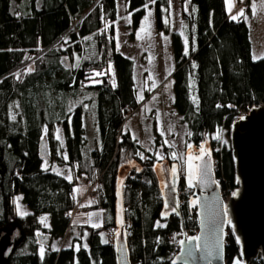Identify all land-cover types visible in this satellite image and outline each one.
I'll return each mask as SVG.
<instances>
[{"label": "trees", "instance_id": "obj_1", "mask_svg": "<svg viewBox=\"0 0 264 264\" xmlns=\"http://www.w3.org/2000/svg\"><path fill=\"white\" fill-rule=\"evenodd\" d=\"M146 3L155 30L170 37L172 109L185 125V143L192 150L202 144L209 148L220 191L230 195L238 181L229 131L244 111L264 105V56L252 59L248 26L243 16L230 17L224 0H179L181 34L171 31L170 21L163 22L164 17L169 19V12L162 11L169 8L168 0L154 4L123 0L125 14L132 13L130 37ZM116 20L115 0H0V230L11 231V226L19 230L3 264H115L113 245L103 240L105 230L114 227L115 190L121 176L130 264H172L179 236L197 230L195 206L189 200L192 191L182 178L177 187L179 214L161 216L156 165L171 161L159 133L155 130L153 152H147L122 130L139 102L133 62L115 46ZM29 66L33 71H27ZM96 71L105 75L95 77L102 83L92 84L87 77ZM87 113L94 116L96 126L90 140L83 124ZM57 124L62 144L53 135ZM217 134L220 140L214 138ZM41 140L48 153L43 160L38 157ZM138 153L149 158L141 159ZM157 153L163 159H157ZM52 162L71 169L72 181L52 172ZM81 177L97 192L96 200L82 210L101 211L98 228H74L64 215L74 207L73 186ZM16 195L23 197L29 215L16 214ZM41 215H46L49 227L40 225ZM157 221L167 227L157 228ZM66 232L70 245L51 250L50 244ZM37 233L49 238L43 260ZM223 255L225 264L240 257L228 224ZM249 264H264V259L257 257Z\"/></svg>", "mask_w": 264, "mask_h": 264}, {"label": "water", "instance_id": "obj_2", "mask_svg": "<svg viewBox=\"0 0 264 264\" xmlns=\"http://www.w3.org/2000/svg\"><path fill=\"white\" fill-rule=\"evenodd\" d=\"M229 144L238 188L226 201L214 175L212 155L208 179H202L196 174L191 185L189 184V157H192L191 163L194 167L201 165L203 161L195 159L200 154V147L193 152L187 145L185 146L183 173H179L174 164L169 166L165 161L158 165L162 198L160 213L166 210L167 203L169 205L167 217L179 214L180 201L177 187L181 178L193 195V199L189 200H192V205L195 206L197 230L193 235L182 234L179 241L183 240L185 243L181 245L178 241V251L171 259L176 264H225L223 245L226 224L230 225L235 239L239 238L237 242L240 248V257H234L229 264H234L236 259H240L242 264H249L257 257L264 259V105L250 108L231 124ZM203 145L209 150L205 144ZM47 155L46 143L41 140L38 145V157L43 160ZM174 166L175 176L172 174ZM123 180L124 177L121 176L115 190L112 233L115 264H130L121 198ZM173 206L176 211H171ZM194 237L200 239L197 241L192 239ZM18 238L17 227L10 232L0 231V264L9 258ZM36 238L40 244H47L49 241L47 236L40 235ZM197 244L200 245L199 249L196 247ZM189 249L192 250L191 255H188Z\"/></svg>", "mask_w": 264, "mask_h": 264}, {"label": "rangeland", "instance_id": "obj_3", "mask_svg": "<svg viewBox=\"0 0 264 264\" xmlns=\"http://www.w3.org/2000/svg\"><path fill=\"white\" fill-rule=\"evenodd\" d=\"M115 1L118 9V17L120 18V20L116 24V30L119 34L118 44L122 45L123 43H128V36L130 37V24H127V22L123 20V16H127L124 12L123 0ZM224 1L226 4V10L230 17L237 15V13H239L241 9L244 10L247 19H245L244 16L243 18L250 30V40L252 43L251 57L254 60L263 57L264 0ZM179 4V0H171L172 17L174 11L179 13ZM230 4L231 12H229ZM247 8L249 9V12L246 11ZM148 10L151 9L148 8ZM146 15L147 10H145L143 16ZM152 21L153 15L152 17H150V26ZM161 33L162 32H160V34ZM164 36H166L168 39L165 40L164 37L160 35V38L153 40L150 45L146 44V40L139 39L133 46H131L130 49H128L131 54V58L135 62L134 87L136 100L139 102V106L125 119L122 130L129 131L131 136L134 137L136 141H138L139 145L147 152H153L156 130L159 133L162 144L168 149L167 157H169L171 163H168L166 160L165 162L169 166L174 164L178 168L179 173H183L186 146V128L185 125L180 122L179 116L172 109L171 73L174 69V62L171 54V49H169L168 46L170 43V37L167 34H164ZM165 85H168V87H165ZM140 96H142L143 99H140ZM83 124L86 136L90 140L92 134L96 129L94 116L90 113L85 114L83 117ZM53 135L55 138L57 137V135H59L60 139H58V141L60 142V144H62V131L59 124L54 126ZM165 141H167L168 143H165ZM197 150L198 149L192 151L196 152ZM173 152L176 153L178 157L177 159L172 158ZM161 162L164 161H160L156 165L157 173L158 165ZM126 168L127 166L123 167L120 170V175H122L126 171ZM51 170L56 174L58 170L60 173L59 175L62 177H66L67 175H69V168L67 166L59 167L54 162H52L51 164ZM91 185L94 184H90L87 181L86 183L79 182V180H77V182H75L73 186V194L75 199L74 206H77V208L74 211L72 218L70 219V223L74 228L79 226L93 227V224H98V227L101 226L102 219L100 210H91L87 207V209L85 208L84 210H82V208L88 206L93 202V198L88 194L89 188L92 187ZM77 189H79V192L76 191ZM94 189L95 188H93V190ZM17 196L20 195H16L14 197V200ZM19 205L21 207V210L29 213L28 208L23 204L22 200L19 201ZM15 210L16 214L18 216H21L17 212L16 204ZM41 217H46V215L39 216L40 225L42 227H45L44 224L40 221ZM90 217L91 220L89 219ZM46 223L48 224V220L46 221ZM10 228L12 230L14 227L11 226ZM108 230H114V227L109 228ZM108 230L105 231L107 232ZM181 236H179V239L181 238ZM53 245H55L59 249L68 247L70 245V234L66 232L61 238L53 241L49 247L51 250Z\"/></svg>", "mask_w": 264, "mask_h": 264}, {"label": "snow or ice", "instance_id": "obj_4", "mask_svg": "<svg viewBox=\"0 0 264 264\" xmlns=\"http://www.w3.org/2000/svg\"><path fill=\"white\" fill-rule=\"evenodd\" d=\"M150 2L154 4V3L156 2V0H150ZM226 2H227V0H226ZM168 5H169V8H168V9H162V11H164V12H169V9L171 8V0H168ZM143 7L147 10V15L144 16L143 21H142L141 28L139 29V32L137 33V38H138V39L142 38V37L139 35L140 32H145L146 30H149V29H150V17H152V15H153V12H152L151 10H148V4H147V3H146ZM125 10H127V7H125ZM136 11H139V9H136ZM193 11H195V9H193ZM229 12H231V4L229 5ZM170 14H171V13H169V15H170ZM131 15H132V13H129L128 16L124 17V19H125L129 24L131 23ZM240 16H244L245 19H247V17L245 16V13H244V10H243V9H241L240 12L237 13V15L232 16V19H233V20H237L238 17H240ZM163 22H164L165 24H168V23H169V19H168V17H164V18H163ZM114 23H115V22H114ZM118 35H119V34H118V31H117V36L115 37V39H117V47H118ZM148 35H149V36L151 35L150 30L148 31ZM160 35H161L162 37H164L165 40L168 39L166 36H164L163 33H161ZM64 42H65V43H68V40L66 39ZM187 43H188L187 40H185V45H187ZM184 54H185V55L188 54L187 50H185V53H184ZM65 59H67V57H66ZM27 71H28V72H31V71H33V69L29 66V67L27 68ZM109 71H111V65H109ZM112 74H113V76H114V72H113ZM103 75H105L104 72L96 71V72L94 73V75H91V76H89V77H87V78L92 82V84H99V83H102V81H101V80H97L95 77H100V76H103ZM169 75H170V73H169ZM16 76H17V79H19L20 74L17 73ZM113 86H115V81H114V80H113ZM165 87H168V85H165ZM140 99H143V97L140 96ZM193 100H194V103L197 102L195 98H193ZM85 107H87V106H85ZM217 107L219 108V107H221V105L218 104ZM228 107H232V105H228ZM241 119H243V117H241ZM46 131H47V130L45 129V133H46ZM188 135L190 136L191 133H188ZM56 138H57V139H60L59 135H57ZM214 138H215L216 140H220V139H221V137H220L219 134H217ZM165 143H168V142L165 141ZM225 143H226V141H225ZM188 147L190 148L191 145H188ZM138 155H140V158H141V159L149 158V157H145V156H144L143 154H141V153H138ZM205 157H207V159H205ZM64 158H65V160H66V159H67V156L65 155ZM172 158H173V159H177V158H178L175 152L172 153ZM157 159H163V156H162L161 154L157 153ZM195 159L202 160L203 163H202L201 165H198V166H195V167H194L193 164L191 163L192 157H189V161H188V169H189V184H190V185H191V181H192V179L195 177L196 174H199V175L201 176L202 179H208V177H209V172H210V167H211V153H210V151H209L208 149H206V148L204 147L203 144L200 145V154H199L198 156H196ZM45 164H47V161H45ZM45 170H47V168H45ZM137 170L139 171V169H137ZM57 174H58V175L60 174L58 170H57ZM172 174H173V176H175V174H176V168H175V166L172 168ZM65 179H67L69 182L72 181L71 169H69V175H67V176L65 177ZM165 187H167V185H165ZM76 191H79V189H77ZM234 195H235V193H234ZM22 199H23L22 196H17V197L15 198V200L13 201V203H15V204L17 205V212H18L19 215H21V216H27V215H29L30 213L21 210V207H20V205H19V201L22 200ZM193 203H195V202H193ZM82 206H83V205H82ZM168 207H169V205L166 203V204H165V209H166V210H165L164 212L161 213L162 218H166V217L168 216V214H169V212H168V210H167ZM171 211H176L175 206H173V207L171 208ZM69 215H71V213H69ZM225 215H227V210H226V208H225ZM89 219L91 220V217H90ZM40 221H41V223L44 224L45 227H49V225L46 223V221H47V217H41V218H40ZM228 222L231 223V221H228ZM98 226H99L98 224H93V227H98ZM155 226H156L157 228L167 227L166 224H162V223H160V221H157ZM40 235H41L40 233H37V236H40ZM173 238H175V237H173ZM192 239H195V240L198 241L200 238H199V237H194V238H192ZM237 240H239V238H237ZM103 242H104V243H107L108 241H107V240H103ZM179 243H180L181 245H183V244L185 243V241L181 240V241H179ZM83 247L87 248V245L85 244V245H83ZM196 247H197V249H199L200 245L197 244ZM80 248H81V245H79V244L75 245V250H76V251H79ZM52 250H53V251H59L60 249H59L58 247H56L55 245H53V246H52ZM191 251H192V250L189 249V251H188V255H191ZM39 255H40L41 260H43L44 255H45V245H44L43 243L40 244ZM209 255H211V250H209ZM172 264H176V262H175V261H172ZM234 264H242V261H241L240 259H236V260L234 261Z\"/></svg>", "mask_w": 264, "mask_h": 264}, {"label": "crops", "instance_id": "obj_5", "mask_svg": "<svg viewBox=\"0 0 264 264\" xmlns=\"http://www.w3.org/2000/svg\"><path fill=\"white\" fill-rule=\"evenodd\" d=\"M225 6H226V4H225ZM178 9H179L178 10L179 13H177V12L174 11L173 17H172V14L169 15V21H170V29H171V31L176 32L178 34H181L182 33V29H181V20H180V6L178 7ZM169 13H171V8L169 9ZM116 17H117V20H116V22L114 24V27H115L114 28V30H115L114 31L115 32V37L117 36V34H116V32H117V30H116V24L120 20V18L118 17V9H117V6H116ZM124 17H126V16H123V20H125ZM177 17H178V19H177ZM143 18H144V16L139 21V24H138L137 28L135 29V31L133 32L132 37H129L128 36V38H129L128 43L126 42V43H123L122 45L121 44H118V47H117V39H115V46H116L117 51L121 55H123V56H125L127 58H130L132 60V62H133V81H134V72H135V62L131 58V54H130V52H129L128 49H130L131 46H133L135 44V42L137 40H139L137 38V33L139 32V29L141 28ZM125 22H127V21L125 20ZM127 24H129V23L127 22ZM149 30L151 32V35L150 36L148 35V31L147 30L145 32H140L139 33V35L142 37L140 39L146 40V42H147L146 44L147 45H150V43L153 40H156V39L160 38V32L156 31L155 28H154V21L151 22V26H150V29ZM249 40H250V30H249ZM148 42H149V44H148ZM250 44H251V54H252V43H251V40H250ZM168 46H169V49H170V43H169Z\"/></svg>", "mask_w": 264, "mask_h": 264}, {"label": "built area", "instance_id": "obj_6", "mask_svg": "<svg viewBox=\"0 0 264 264\" xmlns=\"http://www.w3.org/2000/svg\"><path fill=\"white\" fill-rule=\"evenodd\" d=\"M247 112V111H246ZM245 111L242 113V115H244L245 113H246ZM216 165V161L214 160V159H212V166H213V169H214V166ZM79 180V182H85L86 183V180H85V178H83V177H81V178H79L78 179ZM93 188H94V185H91ZM89 188V190H88V194L93 198V201L97 198V192H96V190L94 189L93 190V188ZM222 195H223V199L226 201L227 199H228V197L231 195H229V194H226V193H222ZM76 208H77V206H74L73 207V209L71 210V211H69V212H64V215H68L69 217H70V219L72 218V216H73V214H74V211L76 210ZM69 213H71V215H69ZM112 233H113V230H108L107 232H106V236H105V238H106V240L108 241V243H112ZM175 249H176V252H175V254L177 253V251H178V242H177V244H176V247H175Z\"/></svg>", "mask_w": 264, "mask_h": 264}]
</instances>
